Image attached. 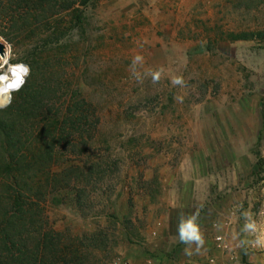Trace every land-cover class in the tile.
Listing matches in <instances>:
<instances>
[{
    "label": "rangeland",
    "instance_id": "1",
    "mask_svg": "<svg viewBox=\"0 0 264 264\" xmlns=\"http://www.w3.org/2000/svg\"><path fill=\"white\" fill-rule=\"evenodd\" d=\"M24 1L0 0L12 63L47 61L40 78L59 88L46 96L51 113L83 98L98 120L57 147L60 183L41 181V199L28 194L71 246L70 264H264V41L228 39L263 31L264 4ZM50 1L72 4L83 25ZM159 69L154 84L146 73ZM193 215L199 249L179 238Z\"/></svg>",
    "mask_w": 264,
    "mask_h": 264
},
{
    "label": "trees",
    "instance_id": "2",
    "mask_svg": "<svg viewBox=\"0 0 264 264\" xmlns=\"http://www.w3.org/2000/svg\"><path fill=\"white\" fill-rule=\"evenodd\" d=\"M16 1L29 7L24 0ZM45 1L40 0V3ZM259 2L264 4V0ZM57 3L50 1V10L59 7L61 12L70 11L77 18L78 26L83 25L82 16L78 10H72V4L64 2L59 6ZM23 20L21 27L26 31L28 21ZM59 29L60 25L56 23V34ZM228 39L232 42L264 41V30L230 34ZM35 60L33 56L27 63L32 69L27 84L16 93L7 109L0 110V150L2 156H6L0 160V184L3 185L0 193V264L72 263L71 246L63 244L58 232L46 228L41 205L34 204L28 194L41 199L46 195L39 189L41 181L50 183L52 180L54 186L60 183L56 178L59 174L52 168L57 147L63 143L71 144L74 136L84 139L88 129L97 127L98 122L93 120L91 105L83 98L69 102L59 118L52 114L46 96L56 95L59 88L53 86L44 74L40 78V70L48 62L39 66ZM32 123H38L39 127L34 140L30 134ZM28 228L32 230L28 231Z\"/></svg>",
    "mask_w": 264,
    "mask_h": 264
},
{
    "label": "clouds",
    "instance_id": "3",
    "mask_svg": "<svg viewBox=\"0 0 264 264\" xmlns=\"http://www.w3.org/2000/svg\"><path fill=\"white\" fill-rule=\"evenodd\" d=\"M0 44L4 45V52L0 55V109L7 108L14 99V93L20 92L28 82L32 69L31 66L24 62L12 63L16 58L14 46L0 36ZM144 57L137 54L132 60L133 75L139 80L141 75L137 72L136 66L143 63ZM162 69L147 72L151 76L152 82L158 83L161 80ZM173 86L184 85L182 76H173L171 78ZM196 216L193 215L187 220L181 218L179 225V238L181 242H197V248L203 244L198 226L195 224ZM191 254V253H188Z\"/></svg>",
    "mask_w": 264,
    "mask_h": 264
},
{
    "label": "water",
    "instance_id": "4",
    "mask_svg": "<svg viewBox=\"0 0 264 264\" xmlns=\"http://www.w3.org/2000/svg\"><path fill=\"white\" fill-rule=\"evenodd\" d=\"M4 52V45L0 44V54H3Z\"/></svg>",
    "mask_w": 264,
    "mask_h": 264
},
{
    "label": "built area",
    "instance_id": "5",
    "mask_svg": "<svg viewBox=\"0 0 264 264\" xmlns=\"http://www.w3.org/2000/svg\"><path fill=\"white\" fill-rule=\"evenodd\" d=\"M218 241L221 242V238H218Z\"/></svg>",
    "mask_w": 264,
    "mask_h": 264
}]
</instances>
